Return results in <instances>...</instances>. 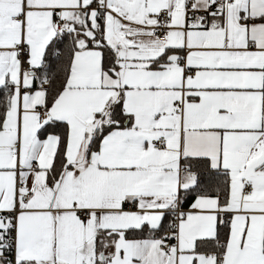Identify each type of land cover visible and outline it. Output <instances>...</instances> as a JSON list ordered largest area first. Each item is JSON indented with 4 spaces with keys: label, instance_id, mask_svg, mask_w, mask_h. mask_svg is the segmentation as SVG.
<instances>
[{
    "label": "snow or ice",
    "instance_id": "1",
    "mask_svg": "<svg viewBox=\"0 0 264 264\" xmlns=\"http://www.w3.org/2000/svg\"><path fill=\"white\" fill-rule=\"evenodd\" d=\"M0 264H264V0H0Z\"/></svg>",
    "mask_w": 264,
    "mask_h": 264
}]
</instances>
